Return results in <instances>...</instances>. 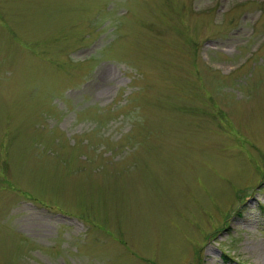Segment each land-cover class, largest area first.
<instances>
[{"label":"rangeland","instance_id":"1","mask_svg":"<svg viewBox=\"0 0 264 264\" xmlns=\"http://www.w3.org/2000/svg\"><path fill=\"white\" fill-rule=\"evenodd\" d=\"M0 264H264V0H0Z\"/></svg>","mask_w":264,"mask_h":264}]
</instances>
